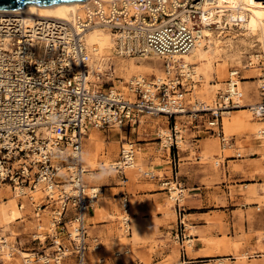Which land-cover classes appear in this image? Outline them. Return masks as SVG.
<instances>
[{
	"label": "built area",
	"instance_id": "2783aa9c",
	"mask_svg": "<svg viewBox=\"0 0 264 264\" xmlns=\"http://www.w3.org/2000/svg\"><path fill=\"white\" fill-rule=\"evenodd\" d=\"M207 1L90 0L72 20H29L19 13L0 12V188L11 186L17 205L30 208L35 219L44 222L49 213L50 231L44 239L51 237L53 247L33 252L23 264L27 258L31 264L32 257L44 263L64 264L70 259V264H88L87 250L101 247L99 236H91L88 229L90 207L104 192L100 185L95 193L89 190L93 184L83 147L91 128L122 125L128 130L141 115H163L174 118L170 146H178L176 118L210 111L206 129L218 135L223 146L229 144L223 112L241 107L240 70L229 71L216 107L198 109L190 99L197 82L193 64L173 58L196 46ZM95 25L116 33L124 53L161 57L164 75L127 81L134 98L116 84L94 83L89 78L91 55L85 35ZM40 43L44 46L37 50ZM254 114L264 120V99ZM136 155L135 142L126 137L112 168L123 173ZM174 182L180 189L177 202L183 198V188L178 181H163L169 190ZM124 205L127 210V197Z\"/></svg>",
	"mask_w": 264,
	"mask_h": 264
},
{
	"label": "rangeland",
	"instance_id": "374dc122",
	"mask_svg": "<svg viewBox=\"0 0 264 264\" xmlns=\"http://www.w3.org/2000/svg\"><path fill=\"white\" fill-rule=\"evenodd\" d=\"M223 30L224 35L222 34V36L233 37L232 42L225 46L226 48L218 57L204 62L202 65L203 80H196L190 99L194 105L196 101H200L199 106L209 103L210 106H213L218 92L226 88L229 71L237 68L240 70L243 78L240 82L243 105L233 108L230 110L231 113H223V126L229 119L238 122L233 125L232 135L230 132H226L233 147L227 149L228 145L223 146L218 135H212L209 130L205 129L211 116L210 111H199L196 116L190 115V113L182 114L176 118L186 140L184 148L162 144L161 132L169 133V127L171 128L174 123V118L168 119L163 115H142L140 116L141 121L128 130H124V128L119 130L118 127L91 128L88 136L93 134L94 142L88 136L84 141V151L87 150L88 154L91 151L95 152L92 156L93 164L87 166L94 173V177L92 182L89 176L88 180L90 184L100 185L103 189L107 186H116V188L103 192L99 197L100 203H97L88 212L89 233L91 236H99L101 240V247L95 248L96 251L89 254V264H255L248 261L255 255L254 252L234 253L229 259L196 256L197 253L194 252L196 243L193 240L192 245L189 243V239L193 238V230L191 226H188L189 222L185 216L187 191L181 173H179V161L184 159L186 151L189 150L191 139L195 135V133L189 135V132L184 129L193 127V124H201L200 127L205 129V131H201V137H208L212 145L209 152L210 157L197 152V155L202 156V162H210L214 159V153L245 155L244 148L246 144H250V136L256 141L264 143V137L257 136L258 131L264 126L256 128V131L252 127V124L255 126L258 123L262 124L263 120H258L257 116L254 117L249 109V104L264 99L259 87L260 74L262 73L264 77L263 51L257 47L249 49V40L247 41L242 36L243 30L239 25L235 24L230 28L229 24H226ZM43 46L44 43H40L37 50H42ZM258 53L261 55L257 59V66L246 67L249 61L253 60L252 57ZM156 57V55H149L144 61L145 65L137 67L139 57H135L137 61L132 60L129 65L125 66L122 65L124 61L122 57L116 55L110 62L111 67L103 76V82L106 86L115 83L121 85L118 76L121 77L125 85L130 74L137 71L136 69L144 71L148 76L163 73L162 58L156 59ZM112 73L116 78L110 79L113 77ZM192 120L193 123H190ZM242 133L248 135V141L237 143L235 136ZM125 137L133 140L138 147L137 167L128 168L123 173H119L114 168H110L108 162L105 163V154L108 151V143H116L118 153L112 158L115 161L119 155L120 144L125 141ZM195 153L192 151L191 154ZM160 167L164 168L159 169ZM166 179L178 181L183 188V198L180 201L175 203V200L170 198L171 190L163 183ZM125 197L129 203L127 210L124 205ZM105 198L108 200L107 205ZM178 204L182 205L181 208L178 207ZM104 208L106 209L104 210ZM5 210L2 213V222L5 223L2 231L4 235L13 236L11 239L14 248L8 246L4 251L1 248L0 264H23L25 257L32 256L33 252L44 253V249L52 250L51 237L44 239V235L50 231L48 212L44 216V224L38 228L34 216L29 211L30 208L24 209V219H16L12 222H8L5 218ZM180 210L182 214H180ZM125 213H128L132 225L131 234L128 235H125L123 231L122 216ZM91 215H94L93 222ZM186 222H188L187 225ZM100 223H108V225L104 230L97 231ZM138 223L140 226L137 225ZM38 232L44 235L36 237L35 234ZM123 248H128L130 251L118 253ZM102 257L105 258V261L100 260ZM32 259L31 264H53L35 260L34 257ZM70 263V259L64 262V264Z\"/></svg>",
	"mask_w": 264,
	"mask_h": 264
},
{
	"label": "crops",
	"instance_id": "0c3cea01",
	"mask_svg": "<svg viewBox=\"0 0 264 264\" xmlns=\"http://www.w3.org/2000/svg\"><path fill=\"white\" fill-rule=\"evenodd\" d=\"M234 124L238 122L229 119L224 124L225 133H231ZM200 125L193 124L184 129L189 135H195L184 159L179 161V173L187 191L185 216L193 230L191 239L196 243L194 252L196 256L212 259H229L234 253L254 252L248 261L264 264V143L250 136V144L244 148L245 155L214 153V159L202 162V156L197 152L210 157L212 145L208 137H201V131L206 128ZM256 126L252 124L254 131L262 124ZM235 139L237 143H246L248 135L242 133ZM230 147L233 143L226 148ZM192 151L196 153L193 155ZM111 188L116 186H107L104 192ZM105 201L107 205L106 198ZM93 219L94 215H91L92 222ZM98 225L97 231H101L108 223Z\"/></svg>",
	"mask_w": 264,
	"mask_h": 264
},
{
	"label": "bare ground",
	"instance_id": "6f19581e",
	"mask_svg": "<svg viewBox=\"0 0 264 264\" xmlns=\"http://www.w3.org/2000/svg\"><path fill=\"white\" fill-rule=\"evenodd\" d=\"M88 1L90 0H71V1H60L57 3L49 4V5H41L36 2H30L25 4L22 7L19 8H12V9H0V12L3 13H19L26 17L29 20H32L34 18H42V17H56V18H64L68 20H72L75 15L80 11V9L88 4ZM206 11L203 16V22L204 27L202 29L200 38L196 44V46L188 53H185L183 55H173V58H183V60L190 62L193 64V68L195 70L194 78L195 80L202 81L203 80V71H202V65L204 62H209L213 57H218L225 49V46H228L232 42L233 37H226L222 36L226 24H229V27L232 28L235 24L239 25L242 28V36L249 40V49H253L257 47V49L263 51L264 55V1L263 0H208L207 3L204 5ZM224 35V34H223ZM117 34L113 33L110 29L95 25L92 28H90L85 35V41L88 51L90 52L91 58L89 60V78L93 80L94 83L100 84L104 80V75L107 73V70L111 67V60L114 56L120 55L122 57L123 63L122 65H129L132 60H136L135 57H139L137 67H142L145 65V60L148 58L149 55H155V54H145V55H130L128 53H124V50L118 48L117 46ZM250 37V38H248ZM252 55V54H251ZM260 53L254 55L252 57L253 60H250L249 63L246 65V67H255L257 66L258 62L257 59L260 57ZM157 56V55H156ZM161 58L159 56L156 57ZM137 61V60H136ZM148 63V62H147ZM163 69V66H162ZM238 69V68H237ZM134 71L130 74L129 78L126 80L130 81L136 76H145L146 73L144 71L138 70ZM239 70V69H238ZM113 78L115 77V74L112 73ZM159 77H162L164 75V69L163 73L157 74ZM261 73L259 78V87L262 90L261 93L264 95V77ZM103 77V79H102ZM118 81L121 83V85L116 84L115 86L120 88L122 91H124L125 94H130L131 98H134L135 94L132 92L130 85L126 84L124 85V82L122 81L121 77L117 76ZM116 80V79H115ZM239 81V86H240ZM242 97L243 94L241 92V95L238 97L239 104L242 106ZM262 100L254 103L249 104V109L254 117V108L258 106V103H260ZM199 101H196L195 108H214L216 107V99L213 104V106H210V103L205 106H199ZM230 110L224 111L223 113H230ZM145 115V114H144ZM149 115V114H146ZM142 116V115H141ZM262 120L261 118H257ZM141 121V119H140ZM262 126H264V120L262 123ZM120 130L124 128V126L119 125L116 126ZM177 137L176 141L178 143L179 147L184 148L186 146V140L183 136V132L181 131L179 121H177ZM97 128V127H95ZM263 129H260L258 131L259 137H264ZM169 133L161 132V139L162 144L165 146H169L174 138L172 134V130L169 127ZM262 135V136H260ZM226 138L229 139V136L226 135ZM88 138L94 142V135L91 134L88 136ZM99 138V137H98ZM126 139V137H125ZM232 143L229 141L228 146H230ZM87 149V148H86ZM138 150V147H137ZM118 153V146L116 143H108V151L105 154L106 161L105 163H109L110 168H112L116 162L112 159L114 155ZM95 154V152L91 151L89 154L86 151H84L83 147V160L84 165L86 168L87 166H90L93 164L92 156ZM137 155L133 159L132 163L129 165V169H133L137 167ZM89 169V168H88ZM90 170V169H89ZM151 172V171H146ZM89 177L92 182V178L94 177V173L92 171L89 172ZM99 187L98 185H91L90 186V192L95 193V190H97ZM171 193L169 194L170 198L175 200L179 196V187L176 186L175 183H172L171 187ZM41 194V191L37 189L35 191V195L39 197ZM97 203H100L99 196L94 200L91 208H94ZM6 209V210H5ZM6 211L5 218L8 222H12L16 219H24L25 211L21 209L17 205V197L12 190L11 186H3L0 188V250L1 248L4 249L6 247L14 248V244L12 243V237L11 235H4L3 233V227L4 222L2 219V213L3 211ZM123 221V231L125 235L131 234L132 226L128 222L129 215L125 213L122 216ZM36 226L40 228L42 224H44L42 221L35 219ZM187 225V222H186ZM189 226V225H188ZM3 235H2V234ZM42 236L44 234H41ZM189 243L192 245V239H189ZM96 247L91 246L87 250V262L89 264V254H91L93 251H96ZM130 249L123 248L122 250H119L118 253L122 252H129ZM32 254V253H31ZM26 256V255H25ZM30 260V258L26 259V263Z\"/></svg>",
	"mask_w": 264,
	"mask_h": 264
},
{
	"label": "water",
	"instance_id": "95a60500",
	"mask_svg": "<svg viewBox=\"0 0 264 264\" xmlns=\"http://www.w3.org/2000/svg\"><path fill=\"white\" fill-rule=\"evenodd\" d=\"M60 1H71V0H0V9L19 8L30 2H36L41 5H49Z\"/></svg>",
	"mask_w": 264,
	"mask_h": 264
}]
</instances>
